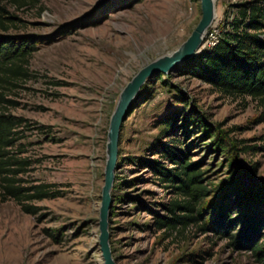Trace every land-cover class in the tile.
I'll return each mask as SVG.
<instances>
[{
  "label": "rangeland",
  "instance_id": "1",
  "mask_svg": "<svg viewBox=\"0 0 264 264\" xmlns=\"http://www.w3.org/2000/svg\"><path fill=\"white\" fill-rule=\"evenodd\" d=\"M253 1L216 0L219 34L238 17L241 4ZM10 10L22 20L12 33L44 37L30 61L38 79L16 97L22 106L14 111L46 128L27 131L22 141L35 160L31 179L54 184L63 196L37 204L42 222L14 201L0 202V264H105L100 217L112 116L139 71L189 39L202 19V2L40 0L33 8ZM186 63L149 79L123 124L112 191L113 256L117 264H263L252 252L230 246L228 238L196 226L170 237L155 227L152 213L163 214L157 205L174 196L141 160L157 157L153 145L164 118H185L193 109L201 121L189 122L186 131L181 122L176 135L213 185L208 206L224 194L234 213L252 205L264 217V149L241 155L232 150L264 145L263 109L251 98L229 97L201 82ZM221 136L228 140L217 145ZM249 190H262L258 203L243 195ZM258 242L264 244V226Z\"/></svg>",
  "mask_w": 264,
  "mask_h": 264
},
{
  "label": "trees",
  "instance_id": "2",
  "mask_svg": "<svg viewBox=\"0 0 264 264\" xmlns=\"http://www.w3.org/2000/svg\"><path fill=\"white\" fill-rule=\"evenodd\" d=\"M39 3L40 0H0V202L14 201L23 213L42 222L45 215L37 204L60 198L63 192L54 184L31 179L35 160L26 155L28 150L22 141L28 137L27 131L46 128L33 126L34 123L15 115L14 111L22 106L16 97L31 91L28 84L38 79L30 68V61L40 50L44 37L34 33H12L22 20L10 10L21 11ZM237 16L228 30L222 29L214 47H206L186 64L196 78L222 94L257 102L263 109L260 120L264 122V0L241 4ZM184 117L175 113L164 118L163 129L153 145L157 157L141 160L155 182L171 190L174 196L167 204L157 205L163 214L150 211L156 229L164 230L170 237L174 232L182 233L196 226L201 232L228 238L230 246L252 252L264 264V244L258 242L264 226L263 215L255 212L252 205L248 210L234 213L224 194L214 207L208 206L213 185L208 183L201 164L191 161L190 147L176 135L181 122L185 130L189 122H200L202 115L193 109ZM225 140L228 139L221 136L217 145L225 144ZM258 149H264V145L246 146L241 152L232 146L237 155ZM234 168L235 164L231 163L230 169ZM242 193L254 198V203L261 200L262 190Z\"/></svg>",
  "mask_w": 264,
  "mask_h": 264
},
{
  "label": "water",
  "instance_id": "3",
  "mask_svg": "<svg viewBox=\"0 0 264 264\" xmlns=\"http://www.w3.org/2000/svg\"><path fill=\"white\" fill-rule=\"evenodd\" d=\"M202 19L189 39L175 52L165 55L143 67L121 93L116 110L111 119L108 142V161L103 188L100 217V247L105 264H117L111 247L110 218L113 207L112 191L119 161V144L124 122L131 113L141 89L157 74H169L179 65L193 59L201 52L208 30L214 25L217 11L212 0H201Z\"/></svg>",
  "mask_w": 264,
  "mask_h": 264
},
{
  "label": "built area",
  "instance_id": "4",
  "mask_svg": "<svg viewBox=\"0 0 264 264\" xmlns=\"http://www.w3.org/2000/svg\"><path fill=\"white\" fill-rule=\"evenodd\" d=\"M219 30L213 25L209 30L205 38L204 46L214 47L219 41Z\"/></svg>",
  "mask_w": 264,
  "mask_h": 264
},
{
  "label": "bare ground",
  "instance_id": "5",
  "mask_svg": "<svg viewBox=\"0 0 264 264\" xmlns=\"http://www.w3.org/2000/svg\"><path fill=\"white\" fill-rule=\"evenodd\" d=\"M212 1H213V3L215 4V9H216V3H215V2H216V0H212ZM216 11H217V10H216Z\"/></svg>",
  "mask_w": 264,
  "mask_h": 264
}]
</instances>
